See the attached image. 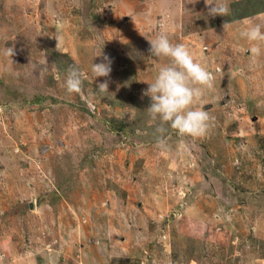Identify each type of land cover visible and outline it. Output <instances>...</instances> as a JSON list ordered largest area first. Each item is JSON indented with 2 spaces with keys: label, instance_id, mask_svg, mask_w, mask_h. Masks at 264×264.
Segmentation results:
<instances>
[{
  "label": "rangeland",
  "instance_id": "1",
  "mask_svg": "<svg viewBox=\"0 0 264 264\" xmlns=\"http://www.w3.org/2000/svg\"><path fill=\"white\" fill-rule=\"evenodd\" d=\"M243 1L0 0V264H264V53L240 35L264 12L228 22ZM161 31L213 74L204 136L146 110Z\"/></svg>",
  "mask_w": 264,
  "mask_h": 264
},
{
  "label": "clouds",
  "instance_id": "2",
  "mask_svg": "<svg viewBox=\"0 0 264 264\" xmlns=\"http://www.w3.org/2000/svg\"><path fill=\"white\" fill-rule=\"evenodd\" d=\"M209 9L210 15H225L229 8L225 0H214ZM241 37L253 42L251 52L257 56L264 53V24L249 23L240 32ZM150 53L154 57H167L170 63L160 67L155 78L143 91L150 97L146 108L153 120H158L157 131L163 133L167 124L180 136L201 137L210 127L211 116L208 111L194 106L205 89L212 87L213 74L207 66L196 60L190 50L180 43H173L165 31L159 32L155 39L149 40ZM103 47L94 56L102 57L101 61L91 63V73L97 77H108L112 71V60L104 53ZM85 73L78 66H71L66 74L65 87L71 92L82 88ZM99 91L108 89L107 81L99 83ZM157 144L166 145V138L161 136Z\"/></svg>",
  "mask_w": 264,
  "mask_h": 264
},
{
  "label": "trees",
  "instance_id": "3",
  "mask_svg": "<svg viewBox=\"0 0 264 264\" xmlns=\"http://www.w3.org/2000/svg\"><path fill=\"white\" fill-rule=\"evenodd\" d=\"M236 5L243 7L244 12L241 13L238 17L234 16L230 18L228 22L237 21L244 17L257 15L264 12V0H245L243 2L237 3ZM52 56L57 61H59L61 58H65L68 60L70 59V57L65 54H59L55 52H52Z\"/></svg>",
  "mask_w": 264,
  "mask_h": 264
}]
</instances>
